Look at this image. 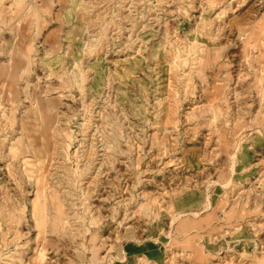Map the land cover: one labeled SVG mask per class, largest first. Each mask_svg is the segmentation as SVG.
I'll return each instance as SVG.
<instances>
[{"label": "rangeland", "instance_id": "rangeland-1", "mask_svg": "<svg viewBox=\"0 0 264 264\" xmlns=\"http://www.w3.org/2000/svg\"><path fill=\"white\" fill-rule=\"evenodd\" d=\"M29 262L264 264V0H0V264Z\"/></svg>", "mask_w": 264, "mask_h": 264}, {"label": "bare ground", "instance_id": "bare-ground-1", "mask_svg": "<svg viewBox=\"0 0 264 264\" xmlns=\"http://www.w3.org/2000/svg\"><path fill=\"white\" fill-rule=\"evenodd\" d=\"M204 46V45H203ZM207 46V45H206ZM201 48V47H200ZM200 51V50H199ZM212 52V51H211ZM222 54H223V52H222ZM216 55H218V54H216ZM225 55V54H224ZM201 56V55H200ZM217 57V56H216ZM201 58V57H200ZM199 59V58H198ZM214 60V59H213ZM212 61V60H211ZM226 61V60H225ZM215 68V67H214ZM198 69V68H197ZM215 70V69H214ZM8 71H9V69H8ZM210 71H211V69H210ZM207 73H209V72H207ZM7 74V73H6ZM9 74V73H8ZM211 74V73H210ZM208 76V75H207ZM211 104V103H210ZM13 145V144H12ZM24 151V150H23ZM21 153H22V151H21ZM23 156V155H22ZM30 162V161H29ZM38 185V184H37ZM37 197V196H36ZM34 201V200H33ZM41 203V202H40ZM31 205H33V204H31ZM38 209V208H37ZM41 210V213L40 214H37V216L38 215H40V219H41V221L42 222H44V220H45V218H46V215L51 211L50 210V208H48V206H42V208L40 209ZM181 212V211H180ZM180 214V213H179ZM36 217V216H35ZM52 220L50 221L51 223H50V226L52 227V229H54V230H57L58 228H59V226H66V225H64V223L65 222H67V221H64V219H63V217L62 216H60L59 214H55V215H53L52 216V218H51ZM70 220V219H69ZM39 221V220H38ZM69 222V221H68ZM67 222V223H68ZM175 222V221H174ZM35 224H37V222H35ZM49 224V223H48ZM46 226V225H45ZM40 227V226H39ZM67 228H69L68 226H66ZM45 228V227H44ZM41 229H42V227H41ZM68 230V229H67ZM41 233V232H40ZM44 233V232H43ZM27 264H32V263H27Z\"/></svg>", "mask_w": 264, "mask_h": 264}]
</instances>
